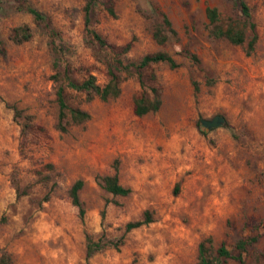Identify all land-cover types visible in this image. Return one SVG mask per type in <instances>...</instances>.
Masks as SVG:
<instances>
[{
    "label": "rangeland",
    "instance_id": "374dc122",
    "mask_svg": "<svg viewBox=\"0 0 264 264\" xmlns=\"http://www.w3.org/2000/svg\"><path fill=\"white\" fill-rule=\"evenodd\" d=\"M244 1L255 23L251 48L250 29L242 44L210 32L206 7H216L222 23L240 20L238 0H97L91 27L105 45L86 30V0H0V257L8 264H194L199 242L210 237L213 256L221 243L237 252V240L249 239L242 261L219 257V264H264V0ZM163 15L175 33L161 43L153 32ZM23 26L30 37L13 40ZM159 51L177 66L124 67ZM110 68L119 75L117 97L67 86L68 77L91 75L103 85ZM61 84L68 106L90 115L74 122L66 110L65 130ZM152 86L158 110L136 115L135 99H151ZM216 114L224 125L199 128ZM115 168L131 189L125 196L101 185ZM77 179L83 220L69 196ZM146 210L151 221L125 231ZM87 234L120 243L87 260Z\"/></svg>",
    "mask_w": 264,
    "mask_h": 264
},
{
    "label": "trees",
    "instance_id": "16d2710c",
    "mask_svg": "<svg viewBox=\"0 0 264 264\" xmlns=\"http://www.w3.org/2000/svg\"><path fill=\"white\" fill-rule=\"evenodd\" d=\"M96 2L97 0H86L84 5V23L87 32H89L100 45H105L108 43L107 40L91 27L90 14ZM238 4L242 20L230 18L225 23L221 22L220 14L216 7H206V16L209 20L210 32L214 37L225 38L233 44H242L246 39L247 29H250L252 32V37L249 41V47L251 48L256 40L255 23L252 20L251 11L248 4L244 0H238ZM25 8L34 16L35 19H42L41 13L34 7L28 5ZM106 10L109 14L114 16L112 2L106 6ZM13 32L14 33L11 38L15 41L27 40L30 37L29 28L27 26L15 27ZM167 32H171L172 34L175 33L174 29L171 27L170 21L166 15H163V24L156 27L155 31L153 32V37L158 42L162 43L168 38ZM19 34H22V36L20 37ZM119 62L121 63V61ZM157 62H166L170 67L177 66L175 59L170 54L159 51L155 53H147L141 57L138 63H128L124 65V67L129 70L131 66H134L137 70H139L147 67L150 63ZM108 72L109 79L103 85L95 83L94 77L91 75L82 81H76L68 77L67 86L75 90L93 93L101 100L117 97L120 93L119 75L112 68H110ZM140 81L141 85H143V81ZM194 88L195 91L198 90L197 84H195ZM150 90L153 93V97L151 99L147 98L144 93L135 99L133 111L136 115L141 116L145 113L158 110L161 104L158 89L152 86L150 87ZM56 97L59 104V127L61 130H65V126L62 124V119L66 115V110H69L70 116L74 122H82L89 118L90 115L88 112L79 108H70L68 106L65 100L64 86L62 84L57 88ZM100 182L105 190L115 195L125 196L131 191L130 187L124 186L119 182L117 168H115V171L112 174L100 176ZM82 185L83 181L81 179L75 180L69 189V196L71 198L72 204L78 209L79 217L83 220L85 208L79 197V191L82 188ZM143 215L144 217L142 219L127 222L125 224V231H129L151 221V215L148 210L144 211ZM248 242L249 239L247 238L238 239L235 244V249L237 252L231 251L225 246L224 243H221L216 250V256H213L209 250L212 240L210 237H207L198 244V259L194 264H219V257L232 258L242 261V253L245 251ZM119 243L120 239L117 241H112L105 236L94 239L90 234H87L85 257L88 260L95 252L101 250L107 245L111 244L112 246L117 247ZM8 261L9 256L2 254L0 257L1 264H8Z\"/></svg>",
    "mask_w": 264,
    "mask_h": 264
},
{
    "label": "water",
    "instance_id": "95a60500",
    "mask_svg": "<svg viewBox=\"0 0 264 264\" xmlns=\"http://www.w3.org/2000/svg\"><path fill=\"white\" fill-rule=\"evenodd\" d=\"M225 122V117L222 114H216L211 118H201L199 120V128L206 132L224 125Z\"/></svg>",
    "mask_w": 264,
    "mask_h": 264
}]
</instances>
